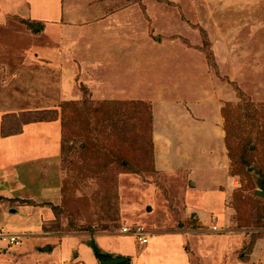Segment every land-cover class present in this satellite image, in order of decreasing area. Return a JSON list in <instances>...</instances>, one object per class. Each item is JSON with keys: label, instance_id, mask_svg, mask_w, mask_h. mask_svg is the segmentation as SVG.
Returning a JSON list of instances; mask_svg holds the SVG:
<instances>
[{"label": "rangeland", "instance_id": "obj_1", "mask_svg": "<svg viewBox=\"0 0 264 264\" xmlns=\"http://www.w3.org/2000/svg\"><path fill=\"white\" fill-rule=\"evenodd\" d=\"M135 86L140 95L132 99ZM100 106L103 114L94 113ZM6 115H21L24 122L57 118L60 126L67 119L61 127V212L43 225L45 234L58 239L24 236L15 246L1 240L0 264H89L80 244L92 248L103 238L114 242L113 257L130 254L134 263L155 264L147 248L155 235L175 231L200 232L210 253L218 238L238 236L219 264H264V199L256 195L264 189V0H0V127ZM192 119H200L201 128ZM221 129L228 135L226 188L212 171L215 164L198 177L156 170L155 145L161 159L163 145L173 150L167 141L182 133L187 142L200 140L203 159V149L219 152ZM29 130L40 131L38 139L0 133L2 169L3 155L16 164L29 152H45L47 133ZM25 172L10 183L14 200L3 201L10 220L20 223L25 204L18 197L27 193L17 184L29 178L33 190L34 181L49 178L47 170ZM196 177L197 190L185 192ZM175 181L179 187L167 191ZM150 186L160 190L158 197ZM218 190L226 196L224 213L206 211L204 222L198 212L187 216V199ZM169 212L174 218L166 217ZM19 226L3 224L7 232ZM125 227L143 228L153 241L141 244L124 234ZM33 241L41 245L28 249ZM44 245L50 251L42 252ZM56 249L62 258L52 257ZM33 253L42 260H33ZM168 253L162 247L157 257L167 259Z\"/></svg>", "mask_w": 264, "mask_h": 264}, {"label": "crops", "instance_id": "obj_2", "mask_svg": "<svg viewBox=\"0 0 264 264\" xmlns=\"http://www.w3.org/2000/svg\"><path fill=\"white\" fill-rule=\"evenodd\" d=\"M122 81L124 80L122 79ZM130 90H131L130 96H133L132 99H136L140 95L138 93L139 86H135L134 89H130ZM157 93L158 92H155V94H151V95L156 97V99H158L159 95ZM211 98L214 99V97H211ZM152 100L154 99L152 98ZM155 118L158 119L157 116ZM191 122L195 124V126H198V128H201L200 119H192ZM182 126H184V123L177 125V127L180 130L182 129ZM30 127H32V129L34 127L36 128L39 127L42 132L47 133V139L49 138L50 142L44 144L46 146L44 148L45 152L43 151L38 152L37 150H35L34 153L29 152L25 160H23L22 158L23 161L18 162L16 164L13 162H7L9 161L8 155L2 156L4 159L3 163L6 164L3 167H6V170L2 169V166H0V228L5 233L19 235L21 239L24 236L30 237L31 235L33 236L35 235L39 237L36 239H41L43 237L46 239H50L51 241V240L56 239L57 235L52 234V233L45 234L43 225L56 220L55 215L52 212V209L49 206V204L58 206V204L62 202L63 184H62V175L59 171V166L61 162L60 158L62 155V128H61L62 126H60V123H58L57 121L50 122V124H45V123L30 124L24 127L23 133L17 136H10V137L19 138L21 136L22 138L23 137L29 138L30 134H32L35 139H38V133H40V131L29 130ZM0 133H1V127H0ZM200 135L201 134H199V136ZM157 138H158V134L157 132H155V135H154L155 143H156ZM189 138L191 139H189V141L187 142L186 136L184 138L182 133H181L180 139H176L175 135H173L171 139L169 138V141L167 142L174 144L175 150L170 149L168 145L166 146L164 144L163 146L166 147V151H162L164 155V157L161 158L162 160L159 159L157 156L158 147L157 145H155L156 170L160 172L162 175L164 174L169 177L177 176L179 172L181 171H185L188 177H190L189 174L193 175V173L196 172L197 177H198V172L204 170L208 166V164L209 166H212V164H215L218 170H212V171L217 172L215 174H217L220 177H223V181L218 182V183L224 184L226 188L229 185V183H231V179L228 176V170H229L228 161L229 160L227 157L226 146H225L226 132L222 129L219 132V136L217 139L218 140L217 144L219 147L217 148V151L219 149V152H216L213 154L211 152H208L206 154L205 150L203 149V156H205L203 159H202V149L199 150V144H202V143L198 139H193L192 137H189ZM185 146H186V150H184ZM193 150L195 153H197L196 156L193 154ZM17 155L19 156V154ZM31 168L40 170L41 172H45L47 170L48 172L47 177L49 178L48 179L40 178L36 182L34 181L35 187L33 190L29 186L26 185V183L30 184L31 182L29 181V178L27 182L25 181L24 177H23L24 178L23 180L19 181L17 185L20 188H22L21 192H24L27 194L19 196L18 199H21V201H27L30 204H25L24 207H22V210L24 209V214L19 216L22 222L21 223L19 221L14 222L15 220L14 221L12 219L10 220V217H8L10 214L5 212L6 202H3V201L14 200V197H16V195L15 193L12 192V187H11L12 184L10 183L11 182L14 183V181L17 180V177H19V173H22V174L26 173L25 171H29ZM197 177L195 179L193 178L191 181L192 185H194V188L193 189L189 188L185 192H189V191L194 192L197 190L196 188H197V185L199 184ZM175 187L176 188L179 187L176 181L174 183L169 184V188H167L168 189L167 191H170V189L175 188ZM218 191L219 193H213L212 196H207L205 194L204 199H201V200L187 199L190 203L189 204L190 206L187 208L189 210V213H187V216L190 214L191 211L198 212V218L200 219V221L204 222L208 220V218L210 217L209 216L210 214H208L206 211L211 212L214 210V211H217L218 213H224V209H225L224 199L226 196L223 195L220 190ZM149 192L153 194V196L155 197H158L160 195V190H157V188L153 186H150ZM213 199H217V202L214 201L215 202L214 204L212 201ZM151 203H156V198L155 199L153 198V200H151ZM150 208L152 211V207ZM200 210L204 211V214L206 215L205 218H202L201 215L199 214ZM29 212L30 213L32 212L33 217H31L32 219H28L29 220L28 221L27 217H24V215L30 214ZM12 213H15L14 209L11 210V214ZM166 217L174 218L172 217V214L170 212L167 214ZM220 221H223V219L221 218ZM3 224H8L9 226H19L20 225L19 228H22V229L17 228V229H14L13 232H7L5 231ZM155 236L157 237L154 238V244L150 248H147V247L144 248L145 250L146 248L149 249L147 251H151V252H147V254L152 256L153 261H155L154 262L155 264H176V262L180 264H219V263H222V260L224 259L225 255L233 252L235 246H237V244L240 242V239L238 236H230L228 238H225V237L218 238L219 242L215 243L216 246L215 248H213L214 252L210 253L211 249H208L209 247L206 246V243L209 240L206 238H203L200 232H197V231H192V232L191 231H182V232L175 231V232L168 233L165 235H155ZM150 241H153V240L151 239ZM71 242H72V239H71ZM27 243L29 242L27 241ZM33 243L34 244L32 247L28 245L27 248L33 249L34 247L36 248L37 246L39 247L41 245L40 241H33ZM149 243L147 245H149ZM62 245H64V243ZM80 245H81L82 251L90 255L91 262H88V263L89 264L97 263L96 262L97 258L95 256L93 249L90 246L86 245V243H83ZM97 245L99 246L98 248L100 249L102 254L109 253L108 255L112 256V254H110L112 253L110 251L113 250L112 245H114V242L112 240L108 238H103V239H100ZM188 245H189V248L191 249V252H189L187 249ZM44 246L46 247H43L41 249L42 252L50 251L51 249L50 247H47V245H44ZM25 247H26V243L25 245H22L16 251V253L23 252ZM162 247H165L167 251H169V253L167 254L169 258L160 259L157 257L158 249H162ZM57 249H59V247ZM57 249L52 252V257H54L55 255L57 256L56 254ZM102 250L108 253H103ZM114 254H117V253H114ZM76 255L79 256L77 253ZM63 256H64V253L62 252L56 258H62ZM123 256L128 257L130 256V254L129 255L123 254ZM262 256L264 255L262 254ZM31 258H34L33 260H37V259L42 260L41 258H39V255L35 253L31 254ZM193 259H195L196 262H193ZM212 259H213V262L211 261ZM82 261L87 263L86 260H82ZM130 263L138 264L139 262L134 263V261L130 259ZM237 264H246V263L244 262L238 263L237 261Z\"/></svg>", "mask_w": 264, "mask_h": 264}, {"label": "trees", "instance_id": "obj_3", "mask_svg": "<svg viewBox=\"0 0 264 264\" xmlns=\"http://www.w3.org/2000/svg\"><path fill=\"white\" fill-rule=\"evenodd\" d=\"M69 105L70 104H72L71 102H67ZM102 105V104H101ZM140 105H144L143 103H141ZM104 109H103V106H100L99 108H97L95 111H93L94 113H97V114H103V111ZM145 110H146V107H145ZM223 111V110H222ZM51 113V112H50ZM54 113V112H53ZM53 113H51V114H53ZM223 113V112H222ZM6 116H8V115H6ZM5 116V117H6ZM8 117L10 118V120L8 119ZM8 117H6L7 118V120H3V122H2V125H1V135L3 136V137H10V136H17V135H19V134H21V133H23V130H24V127L25 126H27V125H30V124H35V123H50V122H55V121H58V119L57 118H55L54 120H49V121H44V120H42V119H39V120H28L27 122H24V121H22L21 120V115H18V116H16V115H13V116H8ZM66 117L65 116H63L60 120H61V124H62V126H63V124L65 123V121H66ZM97 120H99V119H97ZM21 121V122H20ZM109 122H111V118H107L106 120H105V123L103 122V127H104V124L105 125H107ZM7 124H9V126H7ZM102 127V126H101ZM102 127V128H103ZM112 128V127H111ZM63 129H65V127L63 128ZM63 129H62V131H63ZM226 132V142L225 143H227V138H228V135H227V131H225ZM63 137V136H62ZM64 139L62 138V156H64L63 155V153H64V141H63ZM64 192V183H63V188H62V193ZM21 203L22 204H30L29 202H27V201H21ZM48 205V204H47ZM49 206L51 207V209L54 211V214L56 215V216H58L59 215V212H61V206H54L53 204H49ZM44 230H45V228H44ZM92 249H93V251H94V253H95V256H96V258L97 259H99V257H100V255L102 254L101 253V251H100V249L97 247V245H95V244H92Z\"/></svg>", "mask_w": 264, "mask_h": 264}, {"label": "built area", "instance_id": "obj_4", "mask_svg": "<svg viewBox=\"0 0 264 264\" xmlns=\"http://www.w3.org/2000/svg\"><path fill=\"white\" fill-rule=\"evenodd\" d=\"M123 232H124V234L135 236L137 241L141 244H148L150 241V236H149L148 232L143 228L138 227V228L132 229L131 227H125L123 229ZM0 240H4L9 245L15 246V245L20 244L21 237L19 235L5 233L0 228Z\"/></svg>", "mask_w": 264, "mask_h": 264}, {"label": "water", "instance_id": "obj_5", "mask_svg": "<svg viewBox=\"0 0 264 264\" xmlns=\"http://www.w3.org/2000/svg\"><path fill=\"white\" fill-rule=\"evenodd\" d=\"M39 28H41V26H39ZM256 195L264 199V189L257 191ZM148 211H151L150 207L148 208ZM99 261L101 264H131L130 259L127 257H123V256L113 257L108 254H101L99 257Z\"/></svg>", "mask_w": 264, "mask_h": 264}]
</instances>
